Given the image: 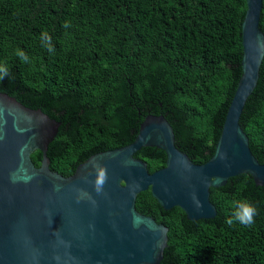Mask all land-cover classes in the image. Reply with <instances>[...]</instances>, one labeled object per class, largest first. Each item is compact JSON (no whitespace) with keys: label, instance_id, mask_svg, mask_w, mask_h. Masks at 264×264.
Instances as JSON below:
<instances>
[{"label":"trees","instance_id":"16d2710c","mask_svg":"<svg viewBox=\"0 0 264 264\" xmlns=\"http://www.w3.org/2000/svg\"><path fill=\"white\" fill-rule=\"evenodd\" d=\"M245 10L246 0H0V65L9 69L0 91L61 123L46 154L63 176L131 143L149 114L164 115L177 148L201 164L214 153L241 76ZM259 27L264 33V0ZM239 123L264 164V57ZM134 156L149 172L166 162L156 147ZM31 159L39 166L41 151ZM210 200L216 216L191 221L179 207L164 210L150 189L137 195L136 209L168 227L159 264H264V185L236 175L211 187ZM245 200L257 209L255 223L229 225Z\"/></svg>","mask_w":264,"mask_h":264},{"label":"water","instance_id":"95a60500","mask_svg":"<svg viewBox=\"0 0 264 264\" xmlns=\"http://www.w3.org/2000/svg\"><path fill=\"white\" fill-rule=\"evenodd\" d=\"M262 3L246 0L241 76L214 153L204 163L177 148L164 115L149 114L131 143L92 154L63 176L49 168L46 154L61 123L0 91V264H159L168 227L136 209L140 192L150 189L164 210L179 207L197 221L217 214L211 187L240 174L264 185V164L239 123L264 57ZM143 147L162 149L165 165L149 172L134 156ZM36 150L42 153L39 166L31 159ZM101 169L106 179L97 192Z\"/></svg>","mask_w":264,"mask_h":264},{"label":"clouds","instance_id":"9594fccd","mask_svg":"<svg viewBox=\"0 0 264 264\" xmlns=\"http://www.w3.org/2000/svg\"><path fill=\"white\" fill-rule=\"evenodd\" d=\"M65 28L71 27L70 23L65 22ZM43 44L47 47L48 52L54 53V47L51 43V37L46 31L41 35ZM15 55L21 60L22 63H30V59L25 52L21 49H16ZM9 76V69L6 65H0V81ZM106 179V173L104 170L99 171V177L96 181V190L99 192ZM199 207V205H198ZM257 215V209L254 204L249 201H238L233 206L232 218L228 219L226 222L231 225L234 222L238 223L244 227H252L255 223V217Z\"/></svg>","mask_w":264,"mask_h":264}]
</instances>
